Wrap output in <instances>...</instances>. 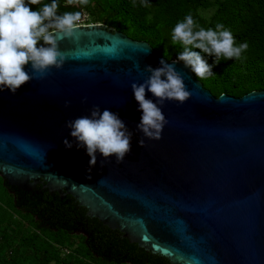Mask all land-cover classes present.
Here are the masks:
<instances>
[{
  "label": "water",
  "instance_id": "95a60500",
  "mask_svg": "<svg viewBox=\"0 0 264 264\" xmlns=\"http://www.w3.org/2000/svg\"><path fill=\"white\" fill-rule=\"evenodd\" d=\"M91 25L59 41L61 69L0 92V177L18 191L70 195L87 217L170 264H264V90L216 97L179 62L191 97L166 101L162 138L139 147L142 113L130 86L164 57ZM146 99L155 102L147 91ZM94 106L118 114L133 135L122 163L97 153L89 171L65 124Z\"/></svg>",
  "mask_w": 264,
  "mask_h": 264
},
{
  "label": "trees",
  "instance_id": "16d2710c",
  "mask_svg": "<svg viewBox=\"0 0 264 264\" xmlns=\"http://www.w3.org/2000/svg\"><path fill=\"white\" fill-rule=\"evenodd\" d=\"M51 2L40 0L29 7L37 11ZM58 5L57 15L80 11L86 15L80 25L100 24L145 41L168 60H176L184 50L182 43L172 42L171 34L187 15H192L196 30H215L223 24L236 46L246 42L247 50L239 59L221 57L216 62L215 56L192 49L213 73L204 79L193 73L194 77L216 97L264 90V0H88L87 5L58 0ZM0 264L170 263L87 217L86 209L70 195L60 198L41 186L18 191L0 177Z\"/></svg>",
  "mask_w": 264,
  "mask_h": 264
},
{
  "label": "clouds",
  "instance_id": "9594fccd",
  "mask_svg": "<svg viewBox=\"0 0 264 264\" xmlns=\"http://www.w3.org/2000/svg\"><path fill=\"white\" fill-rule=\"evenodd\" d=\"M38 3L40 0H0V92L8 90L15 94L31 80L44 79L51 69H61L66 58L59 50V41L72 38L82 19L86 18L80 11L57 15L58 0L32 11L29 5ZM87 3L88 0H67L68 5ZM196 28L191 14L177 23L171 40L182 43L183 52L172 63L162 58L159 67L146 66L143 71L149 73L148 77L142 83L130 86L139 105L138 111L142 113L136 125L143 137L137 142L139 147L145 145V139L158 141L162 138L163 128L168 123L162 112L166 101L182 105L191 97L182 75L176 70L177 63L183 62L200 79L213 75L211 66L192 49L215 56L216 62H219L221 57L225 60L239 59L248 48L246 42L236 46L231 31L225 30L223 24H217L215 30ZM40 41H43L42 46H38ZM26 65H30L31 74L25 70ZM146 91L151 93L155 102L146 99ZM64 106L67 108L69 103L65 102ZM65 127L70 129L77 148L86 150L90 158L89 171L97 163V153L104 162L114 156L119 164L131 151L133 134L118 114L109 109L101 111L94 106L90 115L67 121ZM63 144L66 149L73 146L68 139ZM87 178L91 179V176Z\"/></svg>",
  "mask_w": 264,
  "mask_h": 264
}]
</instances>
